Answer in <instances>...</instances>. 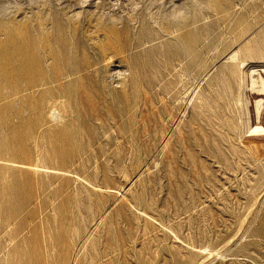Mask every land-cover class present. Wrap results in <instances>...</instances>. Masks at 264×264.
I'll return each mask as SVG.
<instances>
[{"label":"rangeland","instance_id":"374dc122","mask_svg":"<svg viewBox=\"0 0 264 264\" xmlns=\"http://www.w3.org/2000/svg\"><path fill=\"white\" fill-rule=\"evenodd\" d=\"M170 3L0 0V264L264 263V0Z\"/></svg>","mask_w":264,"mask_h":264},{"label":"bare ground","instance_id":"6f19581e","mask_svg":"<svg viewBox=\"0 0 264 264\" xmlns=\"http://www.w3.org/2000/svg\"><path fill=\"white\" fill-rule=\"evenodd\" d=\"M155 1L159 7L163 8L164 13L168 17H171L172 19L178 17L180 13L184 10V6H182V4L178 6L173 5V3H170L171 0H155ZM252 54H254L253 51ZM228 58L232 61H235L236 65L239 68H243L245 65H247V67L244 70L240 69L242 73L240 85L242 89L248 90L250 91V93H256L258 95L257 96L258 98L255 99L253 103L255 105L256 112L260 113L263 108V102H264V99L262 97L264 96V63L256 64L254 62H251L248 64V62H245V59L239 57L238 50H232ZM246 71H248L247 72L248 75H246ZM48 79L54 80V76H49ZM43 82L46 83V80L44 79ZM38 84L40 83H35V82L27 83L25 85V88L33 87ZM244 110L245 111L242 112L243 119L241 120L242 131L246 135H255V136L264 135V127L262 125L250 124L248 121V110L246 106H244ZM262 146L264 148V142L262 143ZM209 254L221 256L216 251H210Z\"/></svg>","mask_w":264,"mask_h":264}]
</instances>
